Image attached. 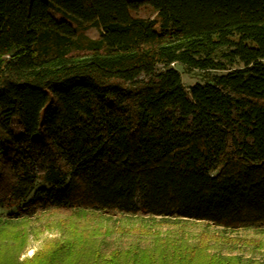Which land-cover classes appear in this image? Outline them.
I'll use <instances>...</instances> for the list:
<instances>
[{"label": "trees", "instance_id": "16d2710c", "mask_svg": "<svg viewBox=\"0 0 264 264\" xmlns=\"http://www.w3.org/2000/svg\"><path fill=\"white\" fill-rule=\"evenodd\" d=\"M236 63L189 95L174 68ZM49 213L264 233V0H0V264H252L160 244L105 257L67 226L21 261Z\"/></svg>", "mask_w": 264, "mask_h": 264}, {"label": "rangeland", "instance_id": "374dc122", "mask_svg": "<svg viewBox=\"0 0 264 264\" xmlns=\"http://www.w3.org/2000/svg\"><path fill=\"white\" fill-rule=\"evenodd\" d=\"M51 15L57 21H65L55 12H51ZM132 15L141 19H155V14L149 6L133 11ZM85 33L91 38L97 37V30L94 28L87 29ZM85 53L73 51L72 55L81 56ZM240 67L241 65L236 63L228 66V71L209 73L188 70L181 65H176L174 68L180 72L182 85L189 95V89L195 83H204L205 80L221 76ZM162 70L163 67H158L157 73ZM233 119V135L238 142H241L244 137L241 131L242 123L237 112H234ZM140 209L146 213L141 204ZM66 219V215L49 213L28 221L26 227L29 241L20 255V260L31 259L38 250L60 239L64 231L63 227L67 226L68 229L70 227L78 229L72 235L73 237L71 236L72 238L91 237L95 248L105 257L117 249L135 246L146 249L160 244L173 251L200 256L202 260H209V258L223 261L238 259L243 263L264 264V233L252 230L230 231L207 222L185 220L168 223L159 218L147 217L104 218L95 216L82 222Z\"/></svg>", "mask_w": 264, "mask_h": 264}]
</instances>
